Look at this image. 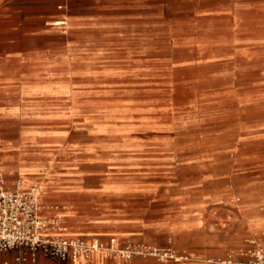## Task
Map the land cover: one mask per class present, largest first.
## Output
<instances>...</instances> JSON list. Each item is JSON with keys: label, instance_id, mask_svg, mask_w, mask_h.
I'll return each instance as SVG.
<instances>
[{"label": "rangeland", "instance_id": "rangeland-1", "mask_svg": "<svg viewBox=\"0 0 264 264\" xmlns=\"http://www.w3.org/2000/svg\"><path fill=\"white\" fill-rule=\"evenodd\" d=\"M168 1L142 45L128 29L48 18L31 44L8 43L0 58V106L31 85L69 83L75 105L57 97L54 116L0 114V145L20 137L39 165L31 180L1 172L0 182L32 193L45 233L82 242L88 264L93 240L107 264H237L264 252V0H236L249 3L236 18L198 14L197 24L174 12L191 4Z\"/></svg>", "mask_w": 264, "mask_h": 264}, {"label": "crops", "instance_id": "crops-1", "mask_svg": "<svg viewBox=\"0 0 264 264\" xmlns=\"http://www.w3.org/2000/svg\"><path fill=\"white\" fill-rule=\"evenodd\" d=\"M185 4H191L190 7L185 8L181 4V8L176 9L175 13L185 14L190 17L191 22L197 24L195 16L201 14L203 16H228L236 18L239 10L249 6V3L237 2L231 0L229 6L213 9H200L193 7V3L189 0H183ZM182 3V2H181ZM170 2L168 0H0V58L7 55V45L12 44H31L33 39L38 36V31L42 24L48 18H55L49 20L54 25H61L65 27L69 25V29H96L100 32L110 34H118L117 31L128 29L131 31L133 41L142 45L149 34L146 31L150 30L152 22L164 21L165 15L168 13ZM172 11V10H171ZM62 19V20H61ZM56 21L61 22L60 24ZM232 27L234 24L241 23L238 20L230 22ZM15 29L22 31L20 34H8V30ZM112 38L117 39L116 35ZM20 40V41H19ZM106 45V44H103ZM107 46V45H106ZM105 47V46H104ZM108 50V53L102 52L99 55L105 57L112 56V50L108 47L102 48ZM110 50V51H109ZM12 54H23L21 52H11ZM98 54V53H97ZM63 86H52L39 84L31 85L23 88L18 92V101L12 105L0 106V114H19V113H36L38 115L54 116L60 110L51 108L49 105L57 104L56 99H67L75 105L71 100L69 90L65 89L69 83L61 84ZM40 97L38 103L30 105ZM76 96L87 100L85 90H78ZM58 97V98H57ZM101 100L102 104L108 105L113 102H107L100 97L95 100ZM87 103V102H86ZM45 106V107H43ZM26 132V131H25ZM28 134L37 133L35 130H28ZM36 152L24 151L20 137H14L5 141V144L0 145V174L3 173H20L24 174L27 179L33 178L34 172L38 168V161L36 159ZM1 176V175H0ZM103 184L98 190H116L115 185L108 186ZM127 191L130 193L145 192L151 185L145 183H129ZM51 201H54L52 198ZM63 228V234L68 237L79 236L78 232H72ZM117 241L118 237L114 236ZM27 256L28 249L26 247L11 248L5 251H0V264H16L20 256ZM92 264H107V258L101 255H95ZM25 264H68L67 261H59L48 258L41 253H37L35 260L27 259ZM80 264H88L82 262Z\"/></svg>", "mask_w": 264, "mask_h": 264}, {"label": "built area", "instance_id": "built-area-1", "mask_svg": "<svg viewBox=\"0 0 264 264\" xmlns=\"http://www.w3.org/2000/svg\"><path fill=\"white\" fill-rule=\"evenodd\" d=\"M2 181V179H0ZM45 222L37 214L35 196L19 190L6 191L0 182V251L26 247L28 255L20 256L16 264L35 260L37 253L75 264L76 258L87 251L82 242L68 238L49 237ZM223 262H231V259ZM237 264H264V252L255 249L246 261Z\"/></svg>", "mask_w": 264, "mask_h": 264}, {"label": "bare ground", "instance_id": "bare-ground-1", "mask_svg": "<svg viewBox=\"0 0 264 264\" xmlns=\"http://www.w3.org/2000/svg\"><path fill=\"white\" fill-rule=\"evenodd\" d=\"M62 20V19H61ZM56 23H58V24H60L61 22H59V21H56ZM111 244H112V248L114 249L115 248V244L117 243L116 242V239L115 238H113V237H111ZM90 246H91V248H92V252H93V256L91 255L90 257L92 258V260H93V258L95 257V255H99V251L97 250L98 249V244H97V242L95 241V240H93L92 242H90ZM121 251V250H120ZM177 258H178V256H176ZM90 258V259H91ZM82 262H88L87 261V254H85V253H81L77 258H76V261H75V264H80V263H82Z\"/></svg>", "mask_w": 264, "mask_h": 264}]
</instances>
